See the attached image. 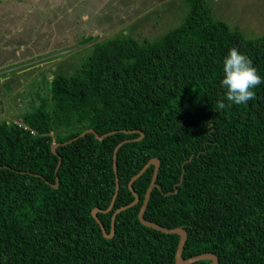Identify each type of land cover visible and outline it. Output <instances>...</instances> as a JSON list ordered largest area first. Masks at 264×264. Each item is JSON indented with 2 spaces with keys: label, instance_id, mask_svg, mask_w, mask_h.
I'll use <instances>...</instances> for the list:
<instances>
[{
  "label": "trees",
  "instance_id": "16d2710c",
  "mask_svg": "<svg viewBox=\"0 0 264 264\" xmlns=\"http://www.w3.org/2000/svg\"><path fill=\"white\" fill-rule=\"evenodd\" d=\"M185 3L182 22L154 39L123 30L81 37L95 40L90 52L73 72L53 75L43 102L19 113L21 124L0 118V264H176L179 235L138 219L154 165L133 182L139 201L116 215L112 237L92 215L113 199L114 150L124 140L117 197L97 213L107 233L115 209L134 200L130 179L156 157L144 218L184 228V258L211 252L218 264H264V35L214 18L209 0ZM231 48L262 83L254 99L221 110ZM88 128L114 132L80 136Z\"/></svg>",
  "mask_w": 264,
  "mask_h": 264
},
{
  "label": "rangeland",
  "instance_id": "374dc122",
  "mask_svg": "<svg viewBox=\"0 0 264 264\" xmlns=\"http://www.w3.org/2000/svg\"><path fill=\"white\" fill-rule=\"evenodd\" d=\"M209 3L214 18L244 36L264 35V0ZM186 11L185 0H0V118L20 121L19 113L39 106L53 75L73 72L95 40L122 30L154 39ZM88 34L98 37L79 43Z\"/></svg>",
  "mask_w": 264,
  "mask_h": 264
},
{
  "label": "water",
  "instance_id": "95a60500",
  "mask_svg": "<svg viewBox=\"0 0 264 264\" xmlns=\"http://www.w3.org/2000/svg\"><path fill=\"white\" fill-rule=\"evenodd\" d=\"M88 132L94 133V135L96 136V138H98V139L101 140L104 137H106L107 135L113 133L114 131L107 132V133H104V134L100 135L93 128H88V129L84 130L83 132H81L80 133V136H84ZM138 132H140V135L141 136L138 137V138H136V139H140L143 136V134H144L143 131H140L139 130ZM74 138L76 139L77 137H74ZM74 138H72V139H74ZM72 139H69L66 142H69ZM126 141L127 140H124V141L118 143L116 145L115 150H114L113 168H114L115 175H116V188H115V193H114L113 199H112L110 205L108 206V208H106V209L94 208L92 210V215L96 219V221L99 223V225H100V227L102 229V232H103L104 236L105 237H108V238L112 237L113 234H114V223H115L116 215L120 211L125 210L126 208L135 205L139 201V195L134 190L133 182L148 168L149 165H154V171H153V176H152V179H151V183H150V185L148 186V188L146 190L143 203H142V205L140 207V210L138 212V219H139V221L143 225H146L148 227L154 228L156 230H159V231H162V232H165V233H176V234L179 235L180 238H179L178 246H177L176 253H175V262H176V264H191V263H193L195 261L204 260V259H209L210 260V263L209 264H218V257L215 254L211 253V252H205V253L195 254V255H192V256H190L188 258H184L182 256V250H183L185 241L187 239V232H186V230L184 228H182V227H172V228H168V227L162 226V225H160L158 223L149 221V220H147V219L144 218V211H145V209H146V207L148 205V201H149V198H150L151 191H152L153 187L158 186V184L156 182V178H157V174H158V170H159V166H160V161L156 157L151 158L146 163V165L137 174H135L130 179V181L128 183V187H129V190L132 192V194L134 196V200L132 202H130L129 204H127V205H124V206H121V207H118V208L115 209V211L113 212L112 217H111V229H110V232L109 233L106 232L105 227H104V224L98 218L97 213L100 212V211L101 212H108V211H110L112 209V207L114 205V202H115V199L117 197L118 190H119V183H118L119 181H118V175H117V162H116V160H117V150ZM59 144H61V143H52V145H51L52 152L54 154H56L58 156V158H59L58 163H57V168L59 167L60 162H61V156L58 154V152L56 150V147ZM57 168H56V170H57ZM57 183H58V178L56 177V184H53V186L56 187L57 186Z\"/></svg>",
  "mask_w": 264,
  "mask_h": 264
},
{
  "label": "clouds",
  "instance_id": "9594fccd",
  "mask_svg": "<svg viewBox=\"0 0 264 264\" xmlns=\"http://www.w3.org/2000/svg\"><path fill=\"white\" fill-rule=\"evenodd\" d=\"M224 77L221 86L226 89L225 99L217 101V109H224L232 104H245L255 98V89L262 83V78L257 74V70L252 65V61L240 53L236 48H231L223 60ZM21 124V121H16ZM56 143V142H54Z\"/></svg>",
  "mask_w": 264,
  "mask_h": 264
},
{
  "label": "crops",
  "instance_id": "0c3cea01",
  "mask_svg": "<svg viewBox=\"0 0 264 264\" xmlns=\"http://www.w3.org/2000/svg\"><path fill=\"white\" fill-rule=\"evenodd\" d=\"M14 53V52H13ZM16 55H17V50H16Z\"/></svg>",
  "mask_w": 264,
  "mask_h": 264
},
{
  "label": "built area",
  "instance_id": "2783aa9c",
  "mask_svg": "<svg viewBox=\"0 0 264 264\" xmlns=\"http://www.w3.org/2000/svg\"><path fill=\"white\" fill-rule=\"evenodd\" d=\"M26 127V126H25Z\"/></svg>",
  "mask_w": 264,
  "mask_h": 264
}]
</instances>
